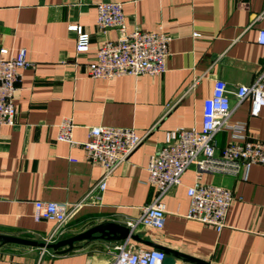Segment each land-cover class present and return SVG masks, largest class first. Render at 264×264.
I'll list each match as a JSON object with an SVG mask.
<instances>
[{"label": "crops", "instance_id": "1", "mask_svg": "<svg viewBox=\"0 0 264 264\" xmlns=\"http://www.w3.org/2000/svg\"><path fill=\"white\" fill-rule=\"evenodd\" d=\"M119 2L126 30L152 31L162 26L171 37L162 74L90 78L85 64L106 40L120 32H102L96 24L99 2ZM264 0H0V59L24 48L31 66L20 71L14 96L16 122L0 126V234L45 241L54 223L32 216L37 200L77 203L101 177V166L85 157L81 144L56 140L57 125L71 118L73 139H88L89 129L104 125L131 127L144 136L107 178L98 202L90 197L61 227L54 242L103 222L127 225L156 199L147 183V166L177 128H200L203 100L217 80L229 90L251 84L264 70L258 31L264 29ZM79 23L90 34V51L75 53ZM230 121H247V136L264 141V108L251 116L249 99L230 94ZM229 141L227 130L215 135L218 148ZM204 183L230 189L224 227L186 217L188 186L194 170L161 200L164 225H137L144 240L210 264H264V165L253 164L236 175L207 173ZM123 241L98 238L74 243L65 253L17 244L0 246V264H110ZM132 249L144 246L129 239ZM175 264H190L177 259Z\"/></svg>", "mask_w": 264, "mask_h": 264}, {"label": "built area", "instance_id": "2", "mask_svg": "<svg viewBox=\"0 0 264 264\" xmlns=\"http://www.w3.org/2000/svg\"><path fill=\"white\" fill-rule=\"evenodd\" d=\"M96 24L102 32L117 29L116 40H106L95 50L93 59L86 63L85 74L90 78L112 79L121 75H159L166 70L168 44L171 37L162 26L147 31H127L122 4L99 2L96 5ZM264 10L259 15L263 16ZM67 30L75 34V53L90 51V34L79 23H70ZM257 42L262 46L264 57V29L258 31ZM31 66L27 52L20 49L8 59H0V126L14 125L16 109L14 96L21 79L20 71ZM230 94L238 101L249 99L250 115L257 116L264 108V70L251 84H242L229 90L224 81L217 80L212 95L203 100L200 128H177L166 135L165 143L154 153L147 166V183L157 191L156 199L146 206L139 218L129 220L133 230L137 225L161 229L164 225L165 207L161 198L169 189L181 183L182 173L192 167L194 182L186 189L189 207L186 217L204 225H212L220 231L230 205L235 200L233 192L220 185L204 183L207 173L236 175L241 169L247 170L253 164L264 165V141L247 136V121H230ZM71 118H64L57 125L56 140L70 145L81 144L85 157L91 163L102 167L103 174L77 203L37 200L33 204L34 220L54 223L45 242H54L55 236L69 217L85 200L98 202L104 191L107 178L126 161L144 136L131 127L98 125L89 129L88 139L82 143L73 139ZM227 130L229 141L218 148L215 135ZM129 240L116 246V254L110 264H161L164 253L153 247L132 249Z\"/></svg>", "mask_w": 264, "mask_h": 264}, {"label": "water", "instance_id": "3", "mask_svg": "<svg viewBox=\"0 0 264 264\" xmlns=\"http://www.w3.org/2000/svg\"><path fill=\"white\" fill-rule=\"evenodd\" d=\"M98 238H106L113 241H126L131 239L149 247L157 248L164 253V258L161 264H175L177 259H181L182 261L190 264H210L208 261L197 259L173 249L158 245L151 241L144 240L137 234L133 233V230H131V228H129L128 226L109 221L94 225L86 229L85 231L71 237H67L50 243L12 235L0 234V246L6 244H17L36 247L44 250L51 249L55 254H62L72 250L75 247L74 243L76 242H80L83 240L91 241Z\"/></svg>", "mask_w": 264, "mask_h": 264}]
</instances>
